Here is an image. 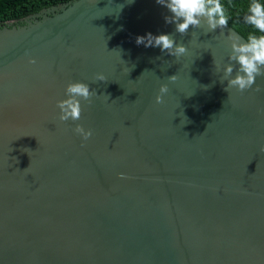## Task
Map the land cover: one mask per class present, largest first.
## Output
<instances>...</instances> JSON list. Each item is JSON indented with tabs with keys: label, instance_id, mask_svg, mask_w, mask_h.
<instances>
[{
	"label": "water",
	"instance_id": "obj_1",
	"mask_svg": "<svg viewBox=\"0 0 264 264\" xmlns=\"http://www.w3.org/2000/svg\"><path fill=\"white\" fill-rule=\"evenodd\" d=\"M166 15L73 0L0 25V264H264V77L227 93L230 37L245 39L180 36ZM149 32L188 51L138 46ZM77 81L97 95L61 122Z\"/></svg>",
	"mask_w": 264,
	"mask_h": 264
},
{
	"label": "clouds",
	"instance_id": "obj_2",
	"mask_svg": "<svg viewBox=\"0 0 264 264\" xmlns=\"http://www.w3.org/2000/svg\"><path fill=\"white\" fill-rule=\"evenodd\" d=\"M156 3L168 10L170 15L164 17L165 23L174 24L175 33L180 36L188 35L190 28L201 29L205 26L207 32H215L217 29L223 31L229 23V16L222 0H156ZM244 22L252 26L259 34H249L243 42L239 37H230L228 63L223 65V75L219 81L225 85L224 91L227 93L229 89H236L242 94L253 87L257 77H264V4L259 0H251ZM135 42L138 46L143 45L145 48L158 47L162 53L176 59L188 51L185 44L177 43L173 34L153 35L149 32L144 36H137ZM30 63L34 64L36 61L30 60ZM215 67L217 71L221 70L220 64H215ZM234 72L235 75H233ZM168 78L170 81L176 80L175 75ZM106 79L102 73L95 76L96 81L105 82ZM168 91L167 84H162L155 102L164 103L163 98ZM95 95L97 93L90 88L89 84L79 81L69 82L65 89L66 98L57 101L59 121L80 120L83 111L81 102L91 104L92 97ZM73 131L84 141L93 135L91 129H85L81 124H76ZM260 151L264 152V146H261Z\"/></svg>",
	"mask_w": 264,
	"mask_h": 264
},
{
	"label": "trees",
	"instance_id": "obj_3",
	"mask_svg": "<svg viewBox=\"0 0 264 264\" xmlns=\"http://www.w3.org/2000/svg\"><path fill=\"white\" fill-rule=\"evenodd\" d=\"M73 0H0V25L19 21L30 15L58 4ZM264 4V0H259ZM229 16L228 26L232 27L245 40L249 34H259L252 26L244 22L251 0H222Z\"/></svg>",
	"mask_w": 264,
	"mask_h": 264
}]
</instances>
